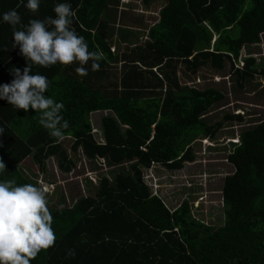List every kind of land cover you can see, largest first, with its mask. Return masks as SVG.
<instances>
[{"label": "trees", "instance_id": "1", "mask_svg": "<svg viewBox=\"0 0 264 264\" xmlns=\"http://www.w3.org/2000/svg\"><path fill=\"white\" fill-rule=\"evenodd\" d=\"M153 1L163 2L159 19L146 21L149 26L134 21L147 41L135 45L132 22L123 24L118 40L128 47V54L119 55L111 52L115 31L111 9L120 0H67L76 11L71 27L85 38L89 51L105 54L99 70H91L92 61L83 77L75 62L32 67V74L50 81L45 95L64 104L62 115L70 125L65 139L73 140L70 151L120 170L113 178L102 176L95 195L83 196L72 206L48 204L56 240L31 264H264V120L243 130L228 156L235 171L225 178L222 190V226L208 224L199 213L196 218L189 199L170 209L145 181L146 170L155 165L182 170L195 159L193 143L215 138L224 125L203 120L224 100V93L211 86L191 87L182 77H198L206 67L221 72L228 63L241 88L258 74L264 76V68H255L254 57L244 59L242 66L236 63L245 45L260 43L264 0L143 3ZM62 2L41 0L33 14L16 0V10L27 25L32 19L54 17L55 5ZM124 5L122 11L132 10ZM22 57L16 58V65ZM119 62L121 77L113 80L110 65ZM22 63L24 69L26 61ZM6 79L4 84H10L14 78ZM11 107L0 100V127L5 129L0 135V161L6 166L0 179L36 185L22 169L30 157L40 172L51 158L63 173L71 172L74 163L68 149L49 136L39 115L31 108L25 112ZM98 112L108 113L101 118L103 142L92 132L91 114ZM244 118L227 114L225 120Z\"/></svg>", "mask_w": 264, "mask_h": 264}, {"label": "rangeland", "instance_id": "2", "mask_svg": "<svg viewBox=\"0 0 264 264\" xmlns=\"http://www.w3.org/2000/svg\"><path fill=\"white\" fill-rule=\"evenodd\" d=\"M128 1L132 8L130 11H122L127 0H120L118 4H113L111 9V25L115 30L112 35L111 52L119 55L123 52L128 54V47L119 43L117 30L123 24L131 25L129 22H132L133 43L137 46L143 45L147 41L146 33L134 21L155 23L163 7L162 1H153L148 6L144 5L143 0ZM148 23L146 22L149 26ZM248 57H254L256 69L264 68V34L261 35L259 44L243 47L241 57L236 63L242 65L243 60ZM110 67L112 79H120L121 62L111 64ZM182 78L183 82H188L191 87L211 86L224 93V100L214 105L203 117L209 125L217 122H223L224 125L215 138L204 140L201 135L202 139H197L193 143L195 159L191 163H186L182 170L169 171L155 165L146 170L145 181L153 194L160 196L170 209H176L183 200L189 199L193 203L192 212L196 218L199 213V217L205 222L220 227L224 224V217L219 210H223L222 190L225 178L235 171L234 166L228 161V156L234 149L231 141L233 139L237 141L243 130L264 120V76L258 74L244 82L241 88L235 82L228 63L226 69L221 72L206 67L200 70L198 77ZM239 109L245 113L242 122L225 120L227 114H236ZM107 114L104 112L91 114L92 132L98 142H103L101 118ZM72 142L73 140L69 138L61 141L74 163L69 173H63L54 158L47 161L45 172L39 171L32 157L26 159L22 165L23 172L30 180L36 182L38 186L48 187V201L52 207H69L83 196L95 195L100 178L102 176L113 178V173L120 170L118 167H111L104 160H88L81 151L72 153L70 151ZM210 145L213 148H208ZM124 167L128 168L129 165L126 164ZM186 186L192 189L189 191Z\"/></svg>", "mask_w": 264, "mask_h": 264}, {"label": "clouds", "instance_id": "3", "mask_svg": "<svg viewBox=\"0 0 264 264\" xmlns=\"http://www.w3.org/2000/svg\"><path fill=\"white\" fill-rule=\"evenodd\" d=\"M126 3L130 2L127 0ZM21 4L35 14L41 0H27L26 3L21 0ZM53 11L54 17L32 19L27 25L22 24L15 9L0 16V21L12 27V48H19L27 65L22 73L20 69L11 70L14 79L10 84L0 85V100L7 101L17 111L34 110L39 115V124L51 138L60 142L70 127L62 115L64 104L45 95L50 81L44 75L32 74V67L47 68L75 62L79 65L76 72L83 77L88 75L89 61H92L91 70L98 71V62L105 54L103 50L89 51L85 38L71 27L76 11L67 0L57 3ZM239 110V114L245 115ZM4 133V127H0V135ZM209 139L206 137L204 140ZM234 140L231 141L233 145L239 143V139ZM208 148L213 147L210 145ZM5 170L4 162L0 161V174ZM48 192V187L43 185L17 184L15 179H0V264H31L41 251L55 243ZM69 255L74 256V252L70 251Z\"/></svg>", "mask_w": 264, "mask_h": 264}, {"label": "crops", "instance_id": "4", "mask_svg": "<svg viewBox=\"0 0 264 264\" xmlns=\"http://www.w3.org/2000/svg\"><path fill=\"white\" fill-rule=\"evenodd\" d=\"M13 9L16 10V0H0V16H2L4 12ZM12 36V27L9 24L0 21V77L3 78L0 79V85H3L7 81V75L12 76L11 70L13 68L22 70V62L25 61V59L22 57L18 60V65H16V58L21 54L19 49L16 51V48H12ZM11 108L13 109V107Z\"/></svg>", "mask_w": 264, "mask_h": 264}, {"label": "built area", "instance_id": "5", "mask_svg": "<svg viewBox=\"0 0 264 264\" xmlns=\"http://www.w3.org/2000/svg\"><path fill=\"white\" fill-rule=\"evenodd\" d=\"M242 65H243V63H242ZM242 65H240V66H242Z\"/></svg>", "mask_w": 264, "mask_h": 264}]
</instances>
